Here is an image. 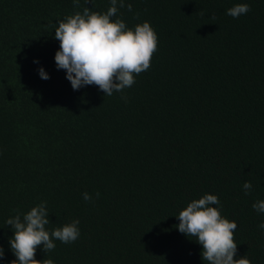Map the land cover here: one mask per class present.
<instances>
[{"label":"trees","instance_id":"16d2710c","mask_svg":"<svg viewBox=\"0 0 264 264\" xmlns=\"http://www.w3.org/2000/svg\"><path fill=\"white\" fill-rule=\"evenodd\" d=\"M124 3L117 16L132 29L150 22L158 50L132 87L105 96L74 90L58 69L55 28L110 0H0V264L16 260L7 219L44 201L47 230L79 219L81 234L49 253L41 245L37 260L207 264L177 227L205 194L238 225L235 259L264 264V213L252 207L264 200V0ZM241 3L247 14H226Z\"/></svg>","mask_w":264,"mask_h":264},{"label":"clouds","instance_id":"9594fccd","mask_svg":"<svg viewBox=\"0 0 264 264\" xmlns=\"http://www.w3.org/2000/svg\"><path fill=\"white\" fill-rule=\"evenodd\" d=\"M73 4L79 7L80 0H73ZM110 4L103 13L85 7L82 13L76 12L60 20L55 28V39L60 42L55 61L58 69L66 70V78L74 90L96 85L105 96L123 92L134 85L137 75L150 68L158 50V36L150 22L128 28L117 16L118 10L125 7L124 0H110ZM127 8L132 11L131 4H127ZM250 10L249 4L241 3L229 8L226 14L239 18ZM39 74L42 79L50 78L43 68ZM122 99L127 100V97ZM243 190L246 195L250 194L251 181L244 182ZM82 195L86 202L93 199L87 192ZM95 195L99 198L100 193ZM46 204V201L41 202L26 214L17 209V214L7 219L6 224L14 231L10 244L16 260L12 264H54L50 258L37 260V248L43 245V250L49 253L56 247L54 240L69 244L79 238V219L52 231L46 229L50 223ZM215 205H220V201L213 194L190 202L177 216L178 230L188 237H195L203 246L201 255L207 264H252L247 254L235 259L238 244L234 234L238 225L223 217ZM252 207L258 213H264V200L257 201ZM258 227L264 229V222ZM3 256L4 250L0 247V258Z\"/></svg>","mask_w":264,"mask_h":264}]
</instances>
